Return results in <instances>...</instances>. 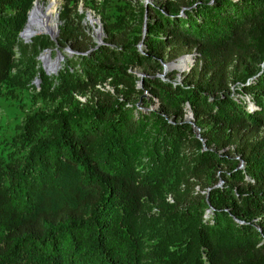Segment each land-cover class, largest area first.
I'll return each instance as SVG.
<instances>
[{
    "label": "trees",
    "instance_id": "16d2710c",
    "mask_svg": "<svg viewBox=\"0 0 264 264\" xmlns=\"http://www.w3.org/2000/svg\"><path fill=\"white\" fill-rule=\"evenodd\" d=\"M33 1L0 0V87L40 101L1 146L0 264H264V0H61L24 42Z\"/></svg>",
    "mask_w": 264,
    "mask_h": 264
},
{
    "label": "rangeland",
    "instance_id": "374dc122",
    "mask_svg": "<svg viewBox=\"0 0 264 264\" xmlns=\"http://www.w3.org/2000/svg\"><path fill=\"white\" fill-rule=\"evenodd\" d=\"M38 1L42 4L48 3V0H38ZM59 1H60V3L57 2V5H56V11L60 10V7H61V0H59ZM142 1L146 5H148L149 3H155L158 0H142ZM86 25L90 26L91 31H92V25L88 21L86 22ZM94 26L96 27L97 25L94 23ZM27 40H30V39H27ZM189 54H192V53H186V54H182V55H189ZM55 58H56V51L54 49H52L49 53V59L54 60ZM176 59H174V60H176ZM182 59H188V64L186 66L187 68L185 67L183 69H180L176 66V64L179 61H181ZM174 60H171V61H174ZM61 61L62 60L59 59L58 65H60ZM165 63H167V62H165ZM193 64H194V61L192 63L190 58H188V57L181 58V59L177 60V62L172 65L174 68L170 67L171 69H168L167 72L165 73V75L162 76L161 78H165V76L167 74L176 70L177 73H176V77L174 79H176L177 81H180L181 80V74L188 72L190 70V68L193 66ZM56 66H57V61H56V64H54V66H53V70H54V68L58 67V66L57 67ZM45 68H46V65H45ZM53 70H51V72L47 70V72L52 73ZM135 72H137V74L142 73L141 69H139V68L135 69ZM159 74H161V73H159ZM35 81L36 80H34L33 82L36 84V86L39 89L40 80L37 82H35ZM39 103H40V101L36 100L33 97V94H32V97H27L26 93L19 88H15L13 90V92L11 93V92H8L6 86L3 85L0 87V153L4 150V148L1 146H6L7 148L11 147V144L9 143V141H10L12 135H15L17 133L18 126L22 123L25 112H29L33 108L39 106L40 105ZM158 106H159L158 101L154 100V102H152L148 107L142 106V109L143 110L157 109ZM188 113L189 112H187V114L185 115V118L188 115Z\"/></svg>",
    "mask_w": 264,
    "mask_h": 264
},
{
    "label": "water",
    "instance_id": "95a60500",
    "mask_svg": "<svg viewBox=\"0 0 264 264\" xmlns=\"http://www.w3.org/2000/svg\"><path fill=\"white\" fill-rule=\"evenodd\" d=\"M37 2H39L38 0H34L33 1V4H32V7L29 9L28 11V16H27V21L23 27V29L19 32V36L22 38L23 37V34H25V32L27 31V25H28V22L31 18V15L34 14V12H36V9L35 7L37 6ZM58 3H60L59 0H57ZM79 11L82 12L83 11V8H82V5L79 6ZM55 17H56V22L54 24V27L53 28H49L47 29L44 33L45 35H48L49 38L53 41H56V38L58 36V33H59V28H58V25H59V10L56 11L55 13ZM89 22L91 25H92V36L94 37V41H95V47H98L99 45H101L103 43V37L105 36L104 33H103V27H102V23L100 21V18L98 16H95L94 12L91 10V9H86L85 10V22ZM94 23L97 25L96 27L94 26ZM145 25L143 27V34L145 33ZM31 36H36V35H42V32L41 31H31L30 32ZM29 40H24V42H28ZM142 43L139 44V47H141ZM51 49L47 48V49H44L43 52L38 56L39 60L41 61V65H42V68L45 70L46 73H49L47 72L46 68H45V65L46 63H52L54 62V60H57V64L59 62V59L60 60H63V54L56 48V58L54 60H50L49 59V53H50ZM65 51L69 54L71 53H74L73 50H71L70 48H66ZM195 53H192V54H189V55H182L180 57H178L176 60L174 61H170V62H163L162 65H163V72L161 74H157V76L159 77H162L165 75V73L167 72L168 69H171V68H174L172 65L174 63L177 62V60L181 59V58H184V57H188L190 58L191 62L193 63V61L195 60ZM59 68L60 65H57ZM171 67V68H170ZM57 68H55L53 70V73H56L57 72ZM187 68V67H186ZM138 75L142 78L144 77V73H138ZM39 81V79H36L35 82ZM141 83L142 81H140V84L139 86H141ZM185 121L186 122H189L191 123V125L193 127H195V124H194V121H193V114L191 111H189L188 115L186 116L185 118ZM197 130L199 131V128H197ZM197 137L201 139V136L199 134V132L197 133ZM204 148H205V145H204ZM243 166V160H241V164H240V167ZM222 183V180L216 185V186H219L220 184ZM208 194V193H207Z\"/></svg>",
    "mask_w": 264,
    "mask_h": 264
},
{
    "label": "bare ground",
    "instance_id": "6f19581e",
    "mask_svg": "<svg viewBox=\"0 0 264 264\" xmlns=\"http://www.w3.org/2000/svg\"><path fill=\"white\" fill-rule=\"evenodd\" d=\"M36 5V12L31 15V18L27 25V31L25 32V34H23L22 37L23 40L31 39L33 36H31L30 32L34 30L41 31L42 34L45 35L44 32L49 28H53L56 22L55 13L57 0H48L47 4L37 2ZM56 61L57 60H54V62L52 63H46V69L51 72V70H53L54 64H56ZM187 64L188 59H182L176 64V66L180 69H183L187 66Z\"/></svg>",
    "mask_w": 264,
    "mask_h": 264
}]
</instances>
